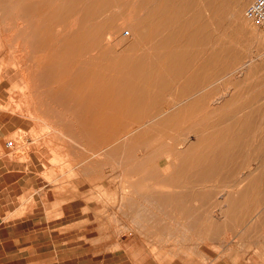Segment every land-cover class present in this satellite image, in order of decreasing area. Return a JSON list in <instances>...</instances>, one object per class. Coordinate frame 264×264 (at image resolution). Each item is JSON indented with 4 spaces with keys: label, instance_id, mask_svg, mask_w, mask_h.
<instances>
[{
    "label": "rangeland",
    "instance_id": "374dc122",
    "mask_svg": "<svg viewBox=\"0 0 264 264\" xmlns=\"http://www.w3.org/2000/svg\"><path fill=\"white\" fill-rule=\"evenodd\" d=\"M32 1L0 0V264H253L264 252V33L245 16L253 0H191L175 48L187 57L170 63L151 37L155 0ZM78 27L101 43L94 68L111 80L71 75Z\"/></svg>",
    "mask_w": 264,
    "mask_h": 264
},
{
    "label": "bare ground",
    "instance_id": "6f19581e",
    "mask_svg": "<svg viewBox=\"0 0 264 264\" xmlns=\"http://www.w3.org/2000/svg\"><path fill=\"white\" fill-rule=\"evenodd\" d=\"M32 1V0H31ZM53 1V0H52ZM59 1V0H58ZM56 0L55 3L58 2ZM88 1V0H87ZM196 1V0H195ZM214 1V0H213ZM233 1V0H232ZM33 2V1H32ZM151 2V1H150ZM149 2V3H150ZM156 2V8L154 10H152L150 13L151 15L153 16V18L155 19V24L153 26V33H152V38H154V40H156V45L158 46V49L160 51V55L163 56V59L165 60L164 63L166 62H169V61H178L179 59H185V56L186 54L182 53V52H179V51H175V48L177 46V42H180V44H182V41L184 42V40H181L179 41V35H178V30L179 28H181L180 26L183 25V19L184 16L186 14H190L191 11V0H155ZM219 2V1H218ZM223 2V1H222ZM230 2V0H229ZM91 3V2H90ZM200 3V2H199ZM236 3V2H235ZM234 3V4H235ZM203 4V3H201ZM206 4V3H205ZM229 4V3H228ZM232 4V3H231ZM220 5V4H219ZM237 5V4H236ZM34 4H32V8H34ZM87 6V5H86ZM148 6V5H147ZM146 6V7H147ZM227 6V5H226ZM235 6V5H234ZM224 7V6H223ZM233 7V6H232ZM103 8V7H102ZM145 8V7H144ZM196 8V7H195ZM228 8V7H227ZM105 10V8H103ZM34 10L36 11L37 8ZM97 10V9H96ZM100 10V8H99ZM206 10V9H205ZM213 10V9H212ZM217 10V9H216ZM93 11V10H92ZM198 11V10H197ZM199 12V11H198ZM213 12V11H212ZM34 13V12H33ZM238 13V12H237ZM46 14V12H45ZM106 15V13H104ZM198 14V13H196ZM217 14V13H216ZM215 14V15H216ZM240 14V13H239ZM238 14V15H239ZM33 15V14H32ZM80 15V14H79ZM78 15V16H79ZM109 15V13H108ZM213 15V14H212ZM195 16V15H194ZM235 16V15H234ZM198 17V16H197ZM196 17V18H197ZM199 17H200V14H199ZM208 17V16H207ZM89 18V17H88ZM195 18V17H194ZM195 18V19H196ZM218 18V17H217ZM189 19V18H188ZM96 20V19H95ZM141 20V19H140ZM145 20V19H144ZM197 20V19H196ZM200 20V19H198ZM221 20V19H219ZM218 20V21H219ZM148 21V20H147ZM202 21V19H201ZM222 21V20H221ZM220 21V22H221ZM143 22V21H142ZM149 22V21H148ZM186 22V21H185ZM242 22V21H241ZM100 23V22H99ZM204 23V22H202ZM224 23V22H223ZM143 24V23H142ZM141 24V25H142ZM190 24V23H188ZM187 24V25H188ZM80 25V24H79ZM83 25V24H82ZM90 25V24H89ZM138 25V24H137ZM140 25V26H141ZM185 25V23H184ZM183 25V26H184ZM203 26V25H202ZM220 26V25H219ZM192 28V24L190 26ZM190 27L189 29L187 30H190ZM196 27V26H195ZM201 27V26H200ZM99 28V26H98ZM194 28V27H193ZM71 29V28H69ZM86 29V28H85ZM93 29V28H92ZM197 29V28H196ZM111 30V29H110ZM185 30V29H184ZM186 30V31H187ZM194 30V29H193ZM141 31V30H140ZM92 32V31H91ZM97 32V31H96ZM144 32V31H143ZM190 32V31H189ZM109 34V33H108ZM145 34V33H144ZM181 34V33H180ZM187 34V32H186ZM185 34V35H186ZM191 34V32H190ZM68 41L72 42L74 44V54L72 56H70L69 60L67 61V63L69 65H71V70H70V73L71 75L73 76H76V78H79V77H87L89 81H95V80H102V81H105V80H111V77L113 76L111 73V75H109L108 71L109 70H100V69H95L94 66L95 65H99V62H100V57L102 56V54H104V52L101 54V51L99 49H102L101 48V43L100 45H92V44H86L85 40L84 39V35L81 34V28H77V29H74V30H70L69 33H68ZM145 36V35H144ZM143 36V37H144ZM178 36V38H177ZM191 36V35H189ZM98 37V36H97ZM92 38V37H91ZM109 40V39H108ZM146 40H149V39H146ZM152 40V39H151ZM87 41V40H86ZM187 42V41H186ZM192 42V41H191ZM188 43V42H187ZM190 43V42H189ZM36 44V43H34ZM173 45V47H171ZM231 45V44H230ZM227 46L226 48H228L229 46L228 45H225ZM63 49L67 50V48H69V44L66 42L63 44V46H61ZM193 47V46H191ZM233 47V45H232ZM155 48V47H154ZM231 48V46H230ZM98 50L100 51V53H98ZM133 50V49H132ZM135 51V49H134ZM234 51V50H233ZM152 52V50H151ZM207 52V51H206ZM186 53V52H185ZM229 53V52H228ZM232 53V52H231ZM105 55V54H104ZM146 55V54H145ZM185 55V56H184ZM238 55V54H237ZM144 55H139L137 58H143ZM188 56L191 57V55L188 54ZM187 57V56H186ZM232 57V56H231ZM230 57V58H231ZM238 57V56H237ZM194 58V56H193ZM207 58V57H206ZM112 59V57H111ZM144 59V58H143ZM187 59V58H186ZM203 59V58H202ZM212 59V58H210ZM232 59V58H231ZM142 60V59H141ZM193 60H196L193 59ZM192 60V62H193ZM230 60V59H229ZM233 60V59H232ZM180 61V60H179ZM206 63L208 62V59L204 60ZM146 62V61H145ZM110 63V62H109ZM130 63V62H129ZM170 63V62H169ZM168 63V64H169ZM182 63V62H181ZM186 63V62H185ZM191 63V62H190ZM195 63V62H194ZM204 63V64H206ZM185 65L188 66V64H182L180 66V68L177 70V69H174V71H176V74L178 75L177 77L179 76H182L185 75V74H182V69L184 70L186 67ZM200 65V64H198ZM203 65V64H202ZM163 66V65H162ZM203 67V66H202ZM145 69V68H144ZM194 69V68H193ZM203 70V68H202ZM117 71V70H116ZM196 71V70H195ZM197 71H198V68H197ZM111 72V71H110ZM62 73V72H61ZM108 73V75H107ZM113 73V72H112ZM151 73V72H150ZM201 73V72H200ZM63 74V73H62ZM54 75V74H53ZM123 76V75H122ZM137 76V75H136ZM115 77V76H114ZM117 77V76H116ZM186 77V75H185ZM118 79L119 82H122V84H126L125 83V79L124 77H119V78H116ZM137 79V78H136ZM181 79V78H180ZM187 80V79H186ZM185 80V81H186ZM85 82V81H84ZM102 83V82H101ZM139 83V82H138ZM93 84V83H92ZM153 84V83H152ZM159 84V83H157ZM163 84V83H162ZM76 85V84H75ZM128 85V84H127ZM137 85V83H136ZM193 85V84H192ZM104 86V85H103ZM115 86V85H114ZM119 86V85H117ZM124 86V85H123ZM122 86V87H123ZM138 86V85H137ZM145 86V85H144ZM200 86V85H199ZM128 87V86H127ZM132 87V86H131ZM136 87V86H135ZM101 88V86H100ZM118 88V87H117ZM193 88V87H192ZM195 88V87H194ZM200 88V87H198ZM65 89V88H64ZM121 89V88H120ZM132 89V88H131ZM140 89V88H139ZM100 90V89H99ZM150 90V89H149ZM90 91V90H89ZM88 91V93H89ZM96 91V90H95ZM98 91V90H97ZM147 91V89H146ZM151 91V90H150ZM195 91V90H194ZM140 91L136 90L134 91V89H132V92H131V99L133 98H137L139 97L138 93ZM142 92V91H141ZM145 92V91H144ZM154 93V92H153ZM117 94V93H116ZM157 94V93H156ZM88 95V94H87ZM121 95V94H120ZM124 95V94H123ZM178 96H175L176 97V101L174 102H167V103H164L162 101L159 100L158 102V107L155 109V112L156 115H159V116H162L164 114L167 113V111H169V109H171L172 106H174L175 104L183 101V100H187L189 98L190 95L187 94V92H184V94H177ZM192 95V94H191ZM102 96V95H101ZM122 96V95H121ZM129 96V95H128ZM167 96V95H166ZM209 96V95H208ZM100 97V96H99ZM126 97V96H125ZM101 98V97H100ZM196 97H194L193 99H195ZM120 99V98H119ZM141 100V99H140ZM181 100V101H180ZM198 100V99H197ZM118 101V100H117ZM116 101V102H117ZM125 101V100H124ZM130 101V100H129ZM156 101V100H155ZM199 101V100H198ZM206 101V100H205ZM136 102V101H135ZM138 102V101H137ZM204 102V101H203ZM215 102V101H214ZM217 102V101H216ZM215 102V103H216ZM105 103V102H104ZM193 103V102H192ZM80 104V103H79ZM84 104V103H83ZM203 104V103H202ZM85 105V104H84ZM106 105V104H105ZM115 105V104H114ZM113 105V106H114ZM124 105V104H123ZM143 105V102L140 101V106ZM146 105V104H145ZM198 105V104H197ZM205 105V104H204ZM215 105V104H214ZM111 106V105H110ZM116 106V105H115ZM131 106V105H130ZM147 106V105H146ZM196 106V105H195ZM90 107V106H89ZM108 107V106H107ZM120 107H122L120 105ZM144 107V106H143ZM192 107V106H191ZM207 107V106H206ZM214 108V107H213ZM217 108V106H216ZM117 109V107H116ZM122 109V108H120ZM152 109V108H151ZM153 110V109H152ZM215 110V109H214ZM180 112V111H179ZM90 114V112H89ZM88 114V115H89ZM178 113H172V114H169L167 115L165 118H164V121L165 122H168L172 119H174L176 116H177ZM144 115V114H143ZM94 117V116H93ZM103 117V116H102ZM90 118V117H88ZM127 118V117H126ZM158 118V117H157ZM86 119V118H85ZM92 119V117H91ZM128 119V118H127ZM150 119V118H149ZM155 119V118H154ZM84 120V119H83ZM152 120V119H151ZM150 120V121H151ZM101 121V120H100ZM127 121V120H126ZM155 121V120H154ZM136 122V121H135ZM91 123V122H90ZM103 123V122H102ZM130 123V122H129ZM134 123V122H133ZM171 123V122H169ZM103 125V124H102ZM127 125V124H126ZM95 126V124H94ZM148 126V125H147ZM90 127V126H89ZM117 127V126H116ZM115 127V128H116ZM124 127V126H123ZM141 127V121H138L136 122L135 124H131V125H128L127 127L123 128L121 131L119 130V132H114L113 134H111L110 136H108V138H103L104 139V144H110V143H114V142H118L119 140L121 139H125V137L127 135H129L131 132L137 130L138 128ZM99 128V127H98ZM159 128V127H158ZM111 129V128H110ZM142 129V128H141ZM147 130V129H146ZM145 130V131H146ZM117 131V130H115ZM143 131V130H142ZM152 132V131H151ZM144 134V131L143 132H140V134ZM148 133V132H147ZM146 136V135H145ZM160 136V135H159ZM136 137V136H135ZM134 137V139H135ZM163 138V136H162ZM208 139V138H207ZM102 140V139H101ZM99 141V140H97ZM96 141V142H97ZM136 141V140H135ZM161 141V140H160ZM168 141V140H167ZM200 141L201 139L197 140V143L200 144ZM125 142L124 141V145H125ZM151 142V141H150ZM154 142V140H153ZM157 142V141H156ZM164 142V141H163ZM173 142V141H172ZM100 143V142H99ZM139 143V142H138ZM169 143V141H168ZM184 143H185V140H184ZM184 143H181V145H185ZM212 143V142H210ZM101 144V143H100ZM120 144V143H119ZM179 144V143H177ZM121 145V144H120ZM141 145V144H140ZM159 145V144H158ZM174 145V144H173ZM123 146V145H122ZM137 146V145H136ZM153 146V145H152ZM164 146V145H163ZM166 146V145H165ZM172 146V145H171ZM186 146V145H185ZM194 145H190V146H186V152L190 151L192 148H193ZM125 147V146H124ZM154 147V146H153ZM116 148V147H115ZM139 150V149H138ZM119 151V150H118ZM141 153V152H140ZM169 154V153H168ZM173 155V153H170V157ZM136 156V154H134ZM142 157L145 156V153L141 154ZM199 164V163H198ZM197 166V165H196ZM195 166V167H196ZM168 167H169V164L166 166V169L162 170L164 172H167L168 170Z\"/></svg>",
    "mask_w": 264,
    "mask_h": 264
},
{
    "label": "built area",
    "instance_id": "2783aa9c",
    "mask_svg": "<svg viewBox=\"0 0 264 264\" xmlns=\"http://www.w3.org/2000/svg\"><path fill=\"white\" fill-rule=\"evenodd\" d=\"M245 16L264 33V0H253L247 7ZM13 146V142L6 143L8 149Z\"/></svg>",
    "mask_w": 264,
    "mask_h": 264
},
{
    "label": "crops",
    "instance_id": "0c3cea01",
    "mask_svg": "<svg viewBox=\"0 0 264 264\" xmlns=\"http://www.w3.org/2000/svg\"><path fill=\"white\" fill-rule=\"evenodd\" d=\"M257 255V256H254ZM260 259H264V252L262 253H256L253 252V264H264V262H261Z\"/></svg>",
    "mask_w": 264,
    "mask_h": 264
}]
</instances>
